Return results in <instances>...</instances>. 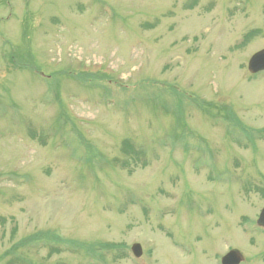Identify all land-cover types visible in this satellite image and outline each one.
Masks as SVG:
<instances>
[{"label":"rangeland","instance_id":"1","mask_svg":"<svg viewBox=\"0 0 264 264\" xmlns=\"http://www.w3.org/2000/svg\"><path fill=\"white\" fill-rule=\"evenodd\" d=\"M262 49L264 0H0V264H264Z\"/></svg>","mask_w":264,"mask_h":264},{"label":"water","instance_id":"2","mask_svg":"<svg viewBox=\"0 0 264 264\" xmlns=\"http://www.w3.org/2000/svg\"><path fill=\"white\" fill-rule=\"evenodd\" d=\"M248 69L253 74L264 71V49L251 57L248 64ZM258 224L264 226V209L260 215ZM132 251L137 256H140L142 253L139 245H134ZM240 261L241 258L238 256L236 252H230L223 258L222 263L239 264Z\"/></svg>","mask_w":264,"mask_h":264},{"label":"trees","instance_id":"3","mask_svg":"<svg viewBox=\"0 0 264 264\" xmlns=\"http://www.w3.org/2000/svg\"><path fill=\"white\" fill-rule=\"evenodd\" d=\"M123 147H124L123 148V151H125V154L135 155V156H133L134 158L132 159L135 163H136V161H137V163L139 161H141L142 158L145 156L144 151L143 150L142 151L141 150H137L136 147H135V145L132 143V141L131 142L125 141L123 143ZM146 164H147V162L144 160L143 161V166L145 167ZM52 237H53V234H52V236L48 237V236L43 235L42 232H39V233H36V234L28 237V239L29 240H32L34 242H37V241H39V240H41L43 238H45V239H52ZM69 244H73V242L69 241Z\"/></svg>","mask_w":264,"mask_h":264}]
</instances>
